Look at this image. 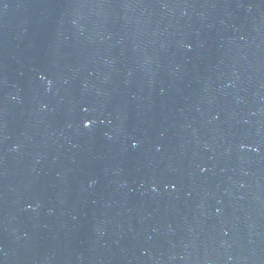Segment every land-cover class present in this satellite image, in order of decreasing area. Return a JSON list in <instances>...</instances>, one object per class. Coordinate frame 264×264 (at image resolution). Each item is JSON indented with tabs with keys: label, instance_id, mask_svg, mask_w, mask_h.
I'll return each mask as SVG.
<instances>
[{
	"label": "water",
	"instance_id": "obj_1",
	"mask_svg": "<svg viewBox=\"0 0 264 264\" xmlns=\"http://www.w3.org/2000/svg\"><path fill=\"white\" fill-rule=\"evenodd\" d=\"M0 264H264V0H0Z\"/></svg>",
	"mask_w": 264,
	"mask_h": 264
}]
</instances>
